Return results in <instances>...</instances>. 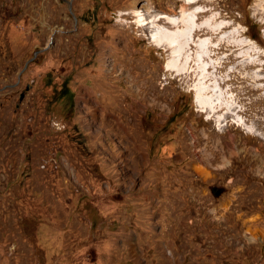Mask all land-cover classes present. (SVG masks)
<instances>
[{
    "label": "rangeland",
    "instance_id": "obj_1",
    "mask_svg": "<svg viewBox=\"0 0 264 264\" xmlns=\"http://www.w3.org/2000/svg\"><path fill=\"white\" fill-rule=\"evenodd\" d=\"M188 2L0 0V264H264V0Z\"/></svg>",
    "mask_w": 264,
    "mask_h": 264
},
{
    "label": "bare ground",
    "instance_id": "obj_2",
    "mask_svg": "<svg viewBox=\"0 0 264 264\" xmlns=\"http://www.w3.org/2000/svg\"><path fill=\"white\" fill-rule=\"evenodd\" d=\"M186 1L188 2V0H186ZM189 3L190 2H188V4ZM185 5L187 6V4H185ZM185 11L186 10H184L182 12L181 18L172 17V16L167 17V21H169L173 25H177V27H178V25L180 23L183 25L181 28L178 27L173 32L172 31L170 32L169 30H166L164 28L162 29V28H160V26L157 27V24H155V22L153 20H151V22H150L148 20L146 21L144 17L139 18L140 23L143 26H145V28H147L149 30V33H150L148 35L149 39L153 40L154 42H159V43L160 42L162 43L163 41H165V44H168V45H170L173 48V50H172L173 58L167 63V67H170V68L177 69V62L179 63L180 56L183 53H186L188 50L191 49V48H189V46H190V41L189 40L191 39L190 37H192L193 33L196 31V30H193L194 27L196 26V19H195L196 18V13H192L190 15V14H188V12H185ZM139 21H137V22H139ZM213 31L215 32V30H213ZM200 48L202 49L203 47L200 46ZM205 51L208 54L207 50H205ZM202 52H204V49L198 51L197 55L195 56V61L199 62V65H197V66H199V69L201 71L206 70ZM188 59H189V56L187 55L186 56V61ZM258 76H259V74H258ZM201 77H203V76H201ZM205 78H208V77H205ZM206 88H207V86H205L204 83L203 84H198V93L196 95V102L200 106L202 105V107H203V105L207 104L211 108L212 105L214 103L218 102L219 99H220L219 93H218V87H217V85L214 84V86L211 89L212 92L209 95H207V93H203L202 92L203 90L204 91H208V89H210L209 87L207 89ZM227 109H228L229 112H232L235 108H233V106L231 107V105H230V106H228Z\"/></svg>",
    "mask_w": 264,
    "mask_h": 264
},
{
    "label": "crops",
    "instance_id": "obj_3",
    "mask_svg": "<svg viewBox=\"0 0 264 264\" xmlns=\"http://www.w3.org/2000/svg\"><path fill=\"white\" fill-rule=\"evenodd\" d=\"M210 246L212 247V245H210ZM257 246L258 245L255 246L256 251H257ZM259 246H261V244ZM213 254L214 253L211 249H206L205 251L203 250V251H199V252L191 250V249L186 250V251L184 250V251L180 252V254H179V258H180L179 262L183 263L187 259L188 260L187 262L189 264H205L207 261H204V257L207 258V257L211 256V258L208 261L212 264H219L220 262L215 261V259L213 260V258H212ZM184 258H186V259H184Z\"/></svg>",
    "mask_w": 264,
    "mask_h": 264
},
{
    "label": "water",
    "instance_id": "obj_4",
    "mask_svg": "<svg viewBox=\"0 0 264 264\" xmlns=\"http://www.w3.org/2000/svg\"><path fill=\"white\" fill-rule=\"evenodd\" d=\"M211 189H212V193L214 194V196L220 195L221 191L218 188L212 187Z\"/></svg>",
    "mask_w": 264,
    "mask_h": 264
}]
</instances>
